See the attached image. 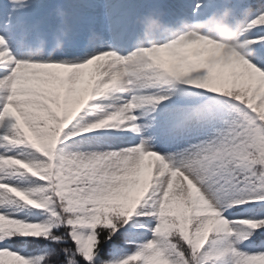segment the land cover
Instances as JSON below:
<instances>
[{"label": "snow or ice", "instance_id": "6c2138e0", "mask_svg": "<svg viewBox=\"0 0 264 264\" xmlns=\"http://www.w3.org/2000/svg\"><path fill=\"white\" fill-rule=\"evenodd\" d=\"M0 264H264V0H0Z\"/></svg>", "mask_w": 264, "mask_h": 264}, {"label": "clouds", "instance_id": "9594fccd", "mask_svg": "<svg viewBox=\"0 0 264 264\" xmlns=\"http://www.w3.org/2000/svg\"><path fill=\"white\" fill-rule=\"evenodd\" d=\"M212 24H213V22H211V21L201 22L200 24L196 25V27L203 29V28L211 27ZM215 34L219 35L221 39H229L230 38V34L227 33L226 31H223V30L218 32V33H215Z\"/></svg>", "mask_w": 264, "mask_h": 264}]
</instances>
